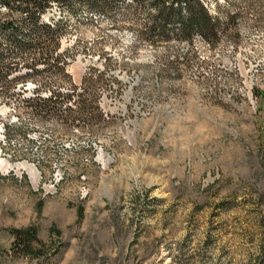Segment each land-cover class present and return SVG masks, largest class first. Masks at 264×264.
<instances>
[{"label": "rangeland", "instance_id": "374dc122", "mask_svg": "<svg viewBox=\"0 0 264 264\" xmlns=\"http://www.w3.org/2000/svg\"><path fill=\"white\" fill-rule=\"evenodd\" d=\"M152 1L52 2L50 54L3 46L0 264H264V0H199L190 38Z\"/></svg>", "mask_w": 264, "mask_h": 264}, {"label": "trees", "instance_id": "16d2710c", "mask_svg": "<svg viewBox=\"0 0 264 264\" xmlns=\"http://www.w3.org/2000/svg\"><path fill=\"white\" fill-rule=\"evenodd\" d=\"M76 0H0V9L4 8L6 13H0V68L6 64L5 55L2 53L3 46L8 44L11 50L17 51L21 57L20 62L26 63L25 55L28 52H34L40 58H44L45 54H50L51 48L55 44L50 39L45 40V31L48 27L42 25V15L51 7L52 2L59 5H67ZM87 2L92 8L106 9L113 5L131 1L138 3L143 0H82ZM159 9L158 20L162 23V29L173 20L179 21L182 25L183 33L190 38L193 32H204L213 37L216 36L217 24L214 19L209 16L208 11L202 6L199 0H154L151 3ZM184 7V8H182ZM16 15L20 17L16 19ZM24 28H29L30 39L28 44L17 39ZM50 42V43H49ZM41 59H35L32 68H36ZM29 66V63H28ZM10 71V67H7ZM6 68V69H7ZM0 76L1 82H7V77ZM1 94L9 96L11 94L7 89L2 90ZM41 101L39 98L37 99ZM59 98L54 96L50 102L55 106L58 104ZM83 216V210L79 209L80 219ZM53 232H56L53 229ZM11 235L15 238L14 250L23 256H31L41 258L45 256V244L39 238V232L34 227L24 229H13ZM60 236V232H57ZM37 246V247H36Z\"/></svg>", "mask_w": 264, "mask_h": 264}, {"label": "bare ground", "instance_id": "6f19581e", "mask_svg": "<svg viewBox=\"0 0 264 264\" xmlns=\"http://www.w3.org/2000/svg\"><path fill=\"white\" fill-rule=\"evenodd\" d=\"M19 168H22V169L28 171L34 180H38L40 173H39V170L37 168L31 167L28 165H23L22 167H19Z\"/></svg>", "mask_w": 264, "mask_h": 264}]
</instances>
